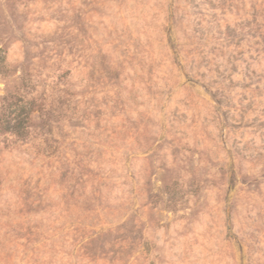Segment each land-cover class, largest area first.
<instances>
[{"label": "rangeland", "instance_id": "374dc122", "mask_svg": "<svg viewBox=\"0 0 264 264\" xmlns=\"http://www.w3.org/2000/svg\"><path fill=\"white\" fill-rule=\"evenodd\" d=\"M0 264H264V0H0Z\"/></svg>", "mask_w": 264, "mask_h": 264}, {"label": "trees", "instance_id": "16d2710c", "mask_svg": "<svg viewBox=\"0 0 264 264\" xmlns=\"http://www.w3.org/2000/svg\"><path fill=\"white\" fill-rule=\"evenodd\" d=\"M25 111V106H22L20 112L17 113L14 118L5 120L4 129L6 131L14 132L19 136H23L26 133L27 127V116H23V112Z\"/></svg>", "mask_w": 264, "mask_h": 264}]
</instances>
